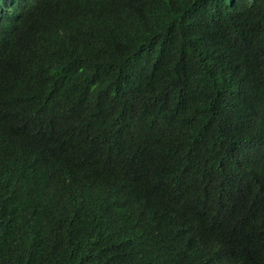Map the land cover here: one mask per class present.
I'll use <instances>...</instances> for the list:
<instances>
[{"label": "trees", "instance_id": "1", "mask_svg": "<svg viewBox=\"0 0 264 264\" xmlns=\"http://www.w3.org/2000/svg\"><path fill=\"white\" fill-rule=\"evenodd\" d=\"M0 264H264V0H0Z\"/></svg>", "mask_w": 264, "mask_h": 264}]
</instances>
